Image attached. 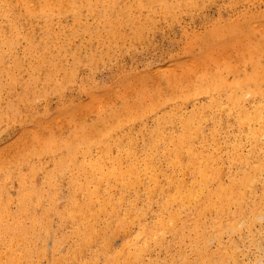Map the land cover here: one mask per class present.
Listing matches in <instances>:
<instances>
[{"label":"bare ground","instance_id":"bare-ground-1","mask_svg":"<svg viewBox=\"0 0 264 264\" xmlns=\"http://www.w3.org/2000/svg\"><path fill=\"white\" fill-rule=\"evenodd\" d=\"M18 2L25 6V11L21 10L22 15L27 16L25 21L31 25L32 31L20 35L14 23L10 28L13 37L0 35L11 49L12 56L23 42L22 53L29 60L27 79L17 77L22 63L17 55L13 56L11 68L0 70V80H4L6 86L12 89V92L7 93L12 94L9 110L19 105L30 108L38 99H47L51 93H61L65 84L75 79L82 66L95 72L106 58L114 54L122 41L132 43L142 40L144 29L151 23L155 24L159 14L171 19L175 8H199L204 0ZM10 7V0H0L1 15L7 14ZM81 8L91 14L93 24L83 23L70 30L65 27L63 31L56 28L58 14L69 12L79 16ZM39 18L44 19L46 25L38 38L34 32ZM236 29L209 31L201 41H206V45L214 41L217 44L227 43L235 36ZM79 30L89 38L88 43L85 41L87 52L84 55L78 49L69 50L66 47L73 35H79ZM245 44L258 47L250 48L247 57L238 65L224 63L216 68L207 66L212 63L211 48L207 47L201 56L205 71L201 72L202 75L193 86L190 87L185 81L184 85L190 87L188 91L174 88L164 97L153 94L147 105L143 103L142 97H136L133 100L136 110L133 120L142 119L147 112L157 114V108L165 100H189L204 94L210 106L218 107L227 102L231 109L236 108V114L233 115L237 123L264 122L261 107L246 111L240 105L247 96L264 94V63L256 57L257 54L264 55V41ZM58 55L70 56V63L65 64ZM3 59L5 55L0 51V61ZM96 96L94 94V98ZM67 110L61 109L64 113ZM30 115L33 117V127L24 151L27 153L21 154L20 151L11 159H0V251L1 246L6 247L4 253L0 252V264H33L32 260L27 261L28 256L45 254V245H51L47 234H54L50 225L51 216H57L61 221L60 240L75 242L71 252L74 261L79 255L91 251L102 255L104 264H143V258L151 252L152 246L166 245L165 235L170 234L176 248L170 264H241L234 258L237 250L234 235L238 234L241 238L245 230L251 233L254 225L264 220V159L256 157L250 164L249 159L255 154L251 152L241 157L244 166L232 173L227 182L220 180L221 172L214 167L211 155L196 146L195 141L201 133L195 117L197 111L179 118L182 129L175 135H162L159 130L164 121L173 122L175 118L178 120V116L166 113L162 116L158 112L155 122L158 125L152 133L149 149L143 152L141 164L137 162L132 134L128 135L134 124L120 120L116 110L111 117L94 122L92 128L96 135L91 136V126L89 129L82 126L60 138H56L53 132L43 135L48 117H38L37 113ZM98 122H101L102 127L97 126ZM124 132L128 136L121 137ZM118 133L122 134L118 136ZM255 133L256 129L253 128L250 136ZM165 141L173 142L171 149H165L167 154L158 152ZM37 143L40 145L36 146ZM43 158L47 159V163L42 161ZM161 159L166 165L179 167L181 172L185 167L191 168V184L172 179L173 183L168 192L164 191V198L153 221L139 226L137 235L143 238V242L133 238L128 241L126 248L122 246L110 252L114 233L99 238L94 226L100 220L112 217L115 219L111 221L114 224L111 225L109 221V225L124 227L129 217L127 212L131 209H120L125 202L122 194L137 190L142 182L157 180L161 174ZM38 172L43 173L40 183L34 181ZM61 180H65L69 188L65 195H61L58 190ZM14 185L16 189L13 196L8 188ZM115 188L119 192L110 194ZM257 189L261 192L256 198L246 197L247 190L252 192ZM173 207L176 209L172 210ZM163 210L167 211V216H164ZM107 225L105 223L104 228ZM224 235L229 236L226 244L222 240ZM186 238L192 251L199 255L196 263L185 260L183 246ZM212 241L217 243L216 253L210 249ZM55 243L52 244L54 252ZM167 246L171 248L172 244L168 243ZM119 254L126 255L124 263L118 261Z\"/></svg>","mask_w":264,"mask_h":264},{"label":"rangeland","instance_id":"rangeland-1","mask_svg":"<svg viewBox=\"0 0 264 264\" xmlns=\"http://www.w3.org/2000/svg\"><path fill=\"white\" fill-rule=\"evenodd\" d=\"M43 1L40 0V2ZM10 3L8 13L0 14V35L6 38L13 37L14 33L10 28L14 23L17 24L20 35L31 32V25L25 21L27 16L22 15L25 6L18 0H10ZM173 12L174 17L171 19L167 18L169 16L159 14L156 17V23H151L144 29L145 35L142 40L132 43L122 41L114 54L106 58L95 72H91L89 67L82 66L75 79L65 84L61 93H51L47 99H38L30 108L19 105L9 110L8 103H10L12 94L7 93L12 92V89L6 86L4 80H0V111L2 112L0 115V159H11L20 151L21 154L27 153L24 151L27 148L31 127H33L31 113H37L38 117L44 119L48 117L45 122L47 128L43 127V135L53 132L56 138H60L68 135L72 129H79L82 126H87L88 129L91 126V136L96 135L92 128L94 122L111 117L115 110L119 112L120 120L134 124V128L128 135L132 134L137 149L135 152L137 162L140 164L144 157L143 152L149 149L152 133L157 128L158 124L155 122L158 112L162 116L164 113L178 116V120L174 119L175 122H163L159 133L168 135L181 132L180 117L198 112L195 117L201 133L195 141L196 146L211 155L214 167L221 172L220 180L224 182H227L228 177L238 168L244 166L241 157L254 152V157L249 159L250 164H253L256 157L264 159L262 150L264 122L237 123L233 115L236 114V108L231 109V105L227 102H223L218 107L210 106L204 94H199L189 100L182 98L171 102L165 100L157 108V114L147 112L144 113L145 116L142 119L133 120L136 111L133 100L136 97H142L143 103L147 105L153 94H156V97H164L174 88L188 91L202 75L205 64L202 63L201 56L207 47L211 48L212 58V63L207 66L216 68L223 66L224 63L238 65L247 57V51L250 48L258 47L246 46L245 42L254 44L264 41V0H204L199 8L179 7ZM83 23H94L93 17L85 8H81L79 16L69 12L64 15L58 14L56 28L63 31L67 27L70 30L78 28ZM45 25L46 22L42 18H39L35 24L34 34L38 38L43 33ZM234 27H237L235 36L227 43L217 44L214 41L206 45V41H201L209 31H228ZM78 33L79 35L76 36V33L72 36L73 39L66 44V47L69 50L78 49L79 53L84 55L87 52L85 41L88 43L89 38L82 30ZM3 37H0V51L5 55L6 60L0 61V70L11 68L13 56L17 55L22 60L17 77L27 79L29 60L22 53L24 43L21 42L12 56L11 49ZM67 54L70 55V53ZM68 55H58V58L62 59L65 64H69L70 56ZM256 57L264 63V55L257 54ZM185 81L190 86L189 88L184 85ZM94 94L97 95L95 98ZM263 102L264 94L247 96L240 102V105L246 111L261 107L264 115ZM127 103H129L128 106H126ZM62 108H68L67 113L62 112ZM97 126L102 127L101 122H98ZM253 128L256 129V133L251 137ZM128 135L124 132L121 137ZM39 145L36 144V146ZM172 147L173 142L165 141L163 146L159 147L158 152L167 154L165 149ZM42 161L47 163L45 158ZM160 162L161 174L157 180L142 182L137 190L122 194L125 202L120 209L122 211L127 208L131 209L127 212L129 217L126 218L127 222L124 227L111 226L114 224L111 221H115L112 217L100 220L94 226L99 238L114 233L110 252L122 246L126 248L128 241L133 238L140 243L143 242V238L137 235L139 226L153 221L165 192H168L173 183L172 179H181L186 185L191 184L193 180L191 168L185 167L181 172L179 167L174 168L166 165V162L163 163V159ZM42 179L43 173L38 172L34 181L40 183ZM8 189L14 196L16 185ZM58 190L61 195L68 193L69 188L65 180L58 183ZM118 192L119 189L115 188L110 191V194ZM260 192L259 189L252 192L247 190L246 197L256 198ZM175 209L176 207L172 208V210ZM163 214L167 216L168 213L163 210ZM50 221L54 234H47V238L51 245H45V254L28 256L27 261L32 260L33 264H84V262L104 264L103 256L91 251L79 255L74 261L71 252L75 242L60 240L61 221L57 216H51ZM105 223L108 224L106 228H104ZM222 240L223 243H228L229 236L224 235ZM234 241L237 242L234 258L238 259L241 264H264V220L257 222L251 233L245 230L241 238L238 234L234 235ZM53 242H56L55 252L52 250ZM164 242L166 245L152 246L151 252L144 256L143 264H170V259L176 252L172 235L166 234ZM168 243L172 244L171 248H168ZM5 249V246H1L0 252L4 253ZM183 249L186 253L185 260L196 263L199 255L196 251H192L188 238L184 241ZM210 249L214 253L218 252L215 241L210 243ZM117 259L120 263H124L126 255L119 254Z\"/></svg>","mask_w":264,"mask_h":264}]
</instances>
